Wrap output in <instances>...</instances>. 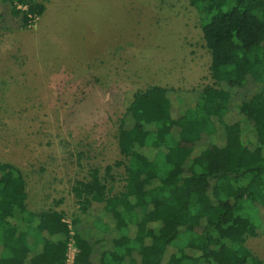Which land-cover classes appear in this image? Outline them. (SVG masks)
I'll use <instances>...</instances> for the list:
<instances>
[{
	"label": "trees",
	"instance_id": "1",
	"mask_svg": "<svg viewBox=\"0 0 264 264\" xmlns=\"http://www.w3.org/2000/svg\"><path fill=\"white\" fill-rule=\"evenodd\" d=\"M7 1L23 29L45 12L42 1ZM186 1L203 16L213 84L192 102L161 86L136 92L119 120L121 159L75 180L71 223L61 211H30L21 171L0 162V264H65L71 241L74 264H263L246 241L264 218V0ZM248 79L262 86L236 107L251 139L226 122L231 90ZM219 130L222 146L199 149Z\"/></svg>",
	"mask_w": 264,
	"mask_h": 264
},
{
	"label": "rangeland",
	"instance_id": "2",
	"mask_svg": "<svg viewBox=\"0 0 264 264\" xmlns=\"http://www.w3.org/2000/svg\"><path fill=\"white\" fill-rule=\"evenodd\" d=\"M31 1H42L45 12L23 29L0 0V162L21 171L30 211H61L71 223L79 215L75 180L121 159L119 120L134 94L161 86L192 102L213 84L211 56L203 16L186 0ZM261 88L248 79L231 90L226 122H241L246 138L251 125L236 107ZM200 144L220 147L223 134ZM113 172L117 192L123 170ZM93 209L91 216L103 215L101 206ZM262 219L260 236L246 246L264 264Z\"/></svg>",
	"mask_w": 264,
	"mask_h": 264
},
{
	"label": "built area",
	"instance_id": "3",
	"mask_svg": "<svg viewBox=\"0 0 264 264\" xmlns=\"http://www.w3.org/2000/svg\"><path fill=\"white\" fill-rule=\"evenodd\" d=\"M75 253H76V249L74 247V243L71 241L68 246V252H67L65 264H74Z\"/></svg>",
	"mask_w": 264,
	"mask_h": 264
}]
</instances>
